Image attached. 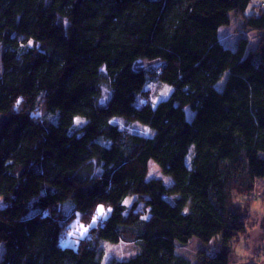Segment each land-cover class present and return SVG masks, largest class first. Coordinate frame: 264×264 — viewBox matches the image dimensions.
I'll return each mask as SVG.
<instances>
[{
	"label": "trees",
	"instance_id": "16d2710c",
	"mask_svg": "<svg viewBox=\"0 0 264 264\" xmlns=\"http://www.w3.org/2000/svg\"><path fill=\"white\" fill-rule=\"evenodd\" d=\"M250 4L0 0V264H102L103 241L140 248L109 264H191L176 244L195 237L200 264L233 263L247 225L237 201L264 203V0ZM232 14L260 33L256 49L222 43ZM152 159L172 185L148 179ZM77 212L99 220L64 246Z\"/></svg>",
	"mask_w": 264,
	"mask_h": 264
},
{
	"label": "rangeland",
	"instance_id": "374dc122",
	"mask_svg": "<svg viewBox=\"0 0 264 264\" xmlns=\"http://www.w3.org/2000/svg\"><path fill=\"white\" fill-rule=\"evenodd\" d=\"M260 0H251V4L248 7L247 13L250 14L258 6V2ZM219 36L222 43L232 48L233 50H237L240 46V42L243 38H246L250 44V49H256L260 40V33L256 30H250L244 28V23L242 19L237 18L232 14L231 16V24L222 26L219 29ZM228 78V73L222 78L220 82H218L217 87L219 89H223ZM157 91V97L154 99V104H158L161 99L168 98L172 93V88L163 85V86H154L153 92ZM188 118H192L194 116V112L187 108ZM102 121L107 123H117L120 125H127L132 130L146 132L143 124L130 121L127 122L126 119L123 118H112V117H101ZM192 151H194L192 149ZM191 151V152H192ZM190 156V155H189ZM152 178H162L165 183L170 186L172 185L173 179L169 176H166L161 167L157 164L155 160H150V170L148 173V179ZM257 191L256 196L264 193V181L257 180ZM127 205H130L132 202V198L127 200ZM237 203L242 204V206H247V225H246V233L239 239V241L235 244L234 249V261L232 264H244L249 260H255L259 264H264V203L261 198L255 199L252 195L249 198V202L239 199ZM74 202L72 200H67L62 204V208L66 212H71L74 209ZM102 207V206H101ZM100 207V208H101ZM99 208V209H100ZM104 215L107 213L104 207ZM100 216H98L100 218ZM94 218L90 223L84 222L82 220V215L80 212H77L76 216L70 222V228L67 235L64 237L63 244L64 246L77 247L80 239L86 237L89 234V229L92 225H95L99 218ZM95 220V223L93 221ZM87 229L83 235L80 233ZM101 247L103 250L102 254V264H109L113 259L123 260L129 257H132L139 253L140 248L137 243H126V242H118L112 243L109 241L101 242ZM208 245L203 243L198 238H193L188 244L177 243L176 244V253L180 256L186 257L191 261V264H200L199 261V253L207 249ZM4 252V245L0 243V259L2 258Z\"/></svg>",
	"mask_w": 264,
	"mask_h": 264
},
{
	"label": "water",
	"instance_id": "95a60500",
	"mask_svg": "<svg viewBox=\"0 0 264 264\" xmlns=\"http://www.w3.org/2000/svg\"><path fill=\"white\" fill-rule=\"evenodd\" d=\"M153 63L154 62H140V63H137L135 65V69L138 71H142ZM8 120H9V118L6 114H0V137H1V134H2L5 126L8 123ZM244 264H259V263L252 259V260H249L248 262H245Z\"/></svg>",
	"mask_w": 264,
	"mask_h": 264
},
{
	"label": "snow or ice",
	"instance_id": "6c2138e0",
	"mask_svg": "<svg viewBox=\"0 0 264 264\" xmlns=\"http://www.w3.org/2000/svg\"><path fill=\"white\" fill-rule=\"evenodd\" d=\"M125 203H128V201H125ZM110 211V210H109ZM98 216H100V215H104V210H103V208L101 207L99 210H98ZM93 223H95V220L93 221ZM87 231V229H84V231L83 232H81L80 234L81 235H83L84 234V232H86Z\"/></svg>",
	"mask_w": 264,
	"mask_h": 264
},
{
	"label": "clouds",
	"instance_id": "9594fccd",
	"mask_svg": "<svg viewBox=\"0 0 264 264\" xmlns=\"http://www.w3.org/2000/svg\"><path fill=\"white\" fill-rule=\"evenodd\" d=\"M191 157H189V159H190ZM146 218V217H145Z\"/></svg>",
	"mask_w": 264,
	"mask_h": 264
}]
</instances>
